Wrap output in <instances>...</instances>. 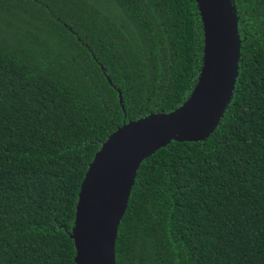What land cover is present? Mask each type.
Masks as SVG:
<instances>
[{"label":"trees","instance_id":"1","mask_svg":"<svg viewBox=\"0 0 264 264\" xmlns=\"http://www.w3.org/2000/svg\"><path fill=\"white\" fill-rule=\"evenodd\" d=\"M232 3V100L209 138L141 163L115 264H264V0ZM203 56L196 0H0V264H75L95 153L182 106Z\"/></svg>","mask_w":264,"mask_h":264},{"label":"water","instance_id":"2","mask_svg":"<svg viewBox=\"0 0 264 264\" xmlns=\"http://www.w3.org/2000/svg\"><path fill=\"white\" fill-rule=\"evenodd\" d=\"M204 56L196 86L170 113L123 123L95 153L81 183L70 233L75 264H115V243L141 163L172 141L209 138L232 100L241 38L232 0H196ZM122 110V97L119 92Z\"/></svg>","mask_w":264,"mask_h":264}]
</instances>
